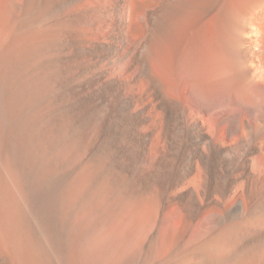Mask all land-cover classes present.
<instances>
[{"label":"bare ground","instance_id":"1","mask_svg":"<svg viewBox=\"0 0 264 264\" xmlns=\"http://www.w3.org/2000/svg\"><path fill=\"white\" fill-rule=\"evenodd\" d=\"M0 264H264V0H0Z\"/></svg>","mask_w":264,"mask_h":264}]
</instances>
